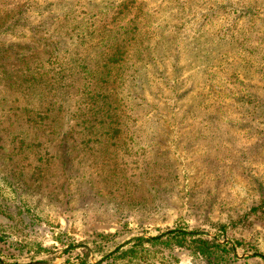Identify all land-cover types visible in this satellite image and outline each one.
I'll return each instance as SVG.
<instances>
[{
    "label": "rangeland",
    "instance_id": "1",
    "mask_svg": "<svg viewBox=\"0 0 264 264\" xmlns=\"http://www.w3.org/2000/svg\"><path fill=\"white\" fill-rule=\"evenodd\" d=\"M0 264H264V0H0Z\"/></svg>",
    "mask_w": 264,
    "mask_h": 264
},
{
    "label": "trees",
    "instance_id": "2",
    "mask_svg": "<svg viewBox=\"0 0 264 264\" xmlns=\"http://www.w3.org/2000/svg\"><path fill=\"white\" fill-rule=\"evenodd\" d=\"M189 233H186V232H183V231H178V232H175V231H172V233L170 235H168V238H171V237H179V236H188ZM192 237V236H190ZM192 239H194L193 241H196V237L193 236ZM144 240H147V241H158V238L157 237H153V238H147V239H144V238H140L138 239L136 242H142ZM198 240L201 242L202 241V246L203 247H210V246H213V245H216V246H219L218 243H215L214 241L211 243L210 241H208V239L206 240H202L200 239V237H198ZM86 249V247H85ZM86 251L88 252L89 250L86 249Z\"/></svg>",
    "mask_w": 264,
    "mask_h": 264
}]
</instances>
